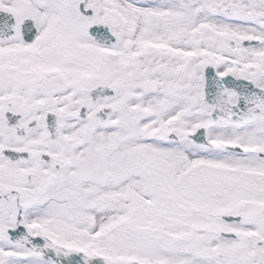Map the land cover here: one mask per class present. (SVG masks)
I'll use <instances>...</instances> for the list:
<instances>
[{
  "label": "snow or ice",
  "instance_id": "obj_1",
  "mask_svg": "<svg viewBox=\"0 0 264 264\" xmlns=\"http://www.w3.org/2000/svg\"><path fill=\"white\" fill-rule=\"evenodd\" d=\"M0 264H264V0H0Z\"/></svg>",
  "mask_w": 264,
  "mask_h": 264
}]
</instances>
